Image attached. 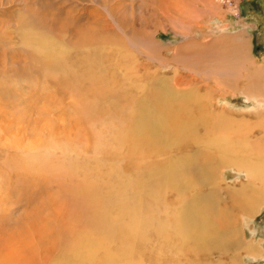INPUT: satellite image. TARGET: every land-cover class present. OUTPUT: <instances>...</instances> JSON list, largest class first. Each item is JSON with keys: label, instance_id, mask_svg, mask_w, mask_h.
I'll return each mask as SVG.
<instances>
[{"label": "rangeland", "instance_id": "rangeland-1", "mask_svg": "<svg viewBox=\"0 0 264 264\" xmlns=\"http://www.w3.org/2000/svg\"><path fill=\"white\" fill-rule=\"evenodd\" d=\"M220 6L214 16L190 0H0V139L22 142L0 150V185L8 174L11 181L23 174L28 144V174L41 179L29 191L44 195L47 218L61 207L47 264H73L67 243L80 235L96 248L94 264H264V184L251 187L244 172L217 166L209 114H192L184 133L173 131L175 107L157 82H168L177 105L192 99L205 112L245 122L242 143L264 145V105L246 89L258 85L257 72L264 78V0ZM105 10L125 34L112 28ZM142 34L160 44L159 61L126 45V36ZM224 35L247 43L235 75H214L213 66L205 74L200 65L174 60L180 52L201 54L202 44ZM144 115L163 126L159 144L135 138ZM256 187L262 201L246 215L230 190L255 198ZM190 206L196 232L185 214ZM218 237H227L225 246H214Z\"/></svg>", "mask_w": 264, "mask_h": 264}, {"label": "bare ground", "instance_id": "bare-ground-1", "mask_svg": "<svg viewBox=\"0 0 264 264\" xmlns=\"http://www.w3.org/2000/svg\"><path fill=\"white\" fill-rule=\"evenodd\" d=\"M190 1L194 2L195 4H196V2L198 4H200V3L205 4L209 8V13H211L210 15L216 16L215 14L221 13V11H220L221 10V6H220L221 0H217L216 2H213V1L209 2L208 0H206V2H202V0H190ZM105 12H106L107 18L109 19V21L112 24V28L116 29L119 33L125 34V28H123L122 26L119 25V22H117V20L115 19L116 17L114 15L110 14L109 12H107L106 10H105ZM141 22H142V20H141ZM175 22H177V21H175ZM175 26L176 27L178 26L179 30H186L185 25L183 26L182 24H179V25L176 24ZM230 40L231 39H229V37L224 35L220 39H216V40H212L210 42L204 43L201 46L204 47L206 50H204V51L201 50V51H203V53L200 52L201 54H199L198 50H197L198 53H189V54L182 53L178 50L179 48H181V46H179V47H177L178 49H176V50L180 53L175 54L174 60L176 62L179 61V63L181 61L183 64H187L190 67H196V66L200 65V71H202L205 74L207 73V67L213 66L214 67V70H213L214 75L221 76V77L222 76L223 77L229 76V75L233 74L234 69L236 68V65L238 63H240L239 61H241V59L244 57L243 51L246 50V44H247L243 40H240L238 42H235V43H237L236 47H235L234 46L235 43L233 41H230ZM126 45H128L129 47H131L133 49L143 48L147 51L146 53H148L147 58L155 59V61L156 60L159 61V56L157 54V51L160 48V44L150 34L133 35V36L131 35L130 37L126 36ZM117 46H119V45L117 44ZM213 67H212V69H213ZM41 71L46 72L47 71L46 67L42 68ZM235 73H236V70L234 72V75H235ZM257 73H258L257 74L258 78H260L259 80L256 81V82H258V85L256 87L250 85L246 89L252 90L254 93L255 92L258 93V95L256 94L253 97H254L257 105L262 106V105H264V78H262V76L260 75L263 73H261V72H257ZM238 75H239V73H238ZM238 75H237V77H238ZM157 82H159V83L161 82L160 83L161 88L163 86V88L167 89V91H168V92L166 91L167 96L166 95L165 96L167 97V99L169 98V100L173 101V103L171 105L173 107H175L172 118L170 121H171V124L173 123V125H176V126L178 125V126L175 127L172 125L173 131L175 130V131H177V133H179L178 131L185 130L188 122L191 120L192 114H196V116L197 115H199V116L203 115L204 116V114H209L210 118L208 119L209 121L207 123L209 125H211V127H212L211 131H209V132H211L212 137L208 140V146H210V148L215 149L217 151L216 153L220 157L219 158V165H217V166H221V165H223L224 167L231 166V167L237 169L238 171L244 172L246 175V178H247V183H249L250 184L249 186H251V187L254 186L253 185L254 182H260V183L264 184V152H263L264 145L257 144L256 142L250 144L249 140L244 141L242 143V141L246 138L245 135L247 133V124L245 122H242L239 120H233L232 118L227 117V116L218 115L217 113H215V110H213L214 108L212 110L210 109L211 111H209V112L208 111L205 112L203 110L202 105H200V103L192 101V99H190L189 101H187L183 104L177 105V103H176L177 99H175L176 98L175 95L173 96L171 91L165 85L168 82L166 83V80H158ZM178 84H176L175 86H177ZM177 94H179V93H177ZM182 96L184 98V95H181L180 97H182ZM180 97H178V98H180ZM185 99L187 100V97ZM137 106H138V104H137ZM162 107H164V106H162ZM210 107L211 106H209V108ZM168 108H170V107L168 106ZM141 109H143V108L141 107ZM148 109H149V107H148ZM165 110H166V108H165ZM191 110H193L194 113ZM149 111H147V112H149ZM212 113H213V115H211ZM148 114H146V115L149 117L150 115H148ZM146 115H144L145 118L144 117L140 118L137 121L138 127L140 128V131L139 130L138 131H139V133L142 132L143 137L138 133V131L136 129H135L136 134L134 136L137 140L141 141V143L142 142L144 143V141H145V144L147 143L150 146L156 145V143H158V141L161 139L160 130H163V129H161V127H163V126L161 124H159V122H156V123L150 125L149 124L150 120L147 119ZM186 120H189V121H186ZM203 120H204V118L202 119V121ZM133 128H135V127H133ZM133 128H132V130H133ZM190 129L192 130L193 128H190ZM168 130H170V129H168ZM187 131H189V129L186 130L185 132L190 134V131L189 132H187ZM204 132H206L207 134L209 133L206 130H204ZM183 133H184V131H183ZM206 133H205V135H207ZM181 137H182V135H181ZM193 137H195V136H193ZM168 140L165 139L163 141H167V143H170V142H168ZM189 140H192V139H189ZM198 140H200V139H197V141ZM178 141H179V139H178ZM171 142H173L172 144H177V139L174 138V141H171ZM16 143L17 144L19 143V146H20V143H22V142L10 140L7 138H4L2 140L0 139V145L2 146L0 148V150L3 152L5 147L16 148V147H14V145ZM181 144H182V142H181ZM29 147L30 146L28 144L24 143V147H23V150L21 152V155L23 157V160L21 162L23 171H21V172H23V174L20 172L21 175L14 177L12 181H11L12 178H10V176H9L10 174H8V176H5L6 178L3 177L4 178V180H2L3 181V184H2L3 187H1V185H0V264H47V261L49 259L48 250L50 247H52V246H50V247H48V246L52 245V243L54 241V239H53L54 233L58 232L61 228V222H60L61 221L60 220L61 219V207L55 208L54 212H56V213H53L51 218H47L46 214L44 213V212H46L44 203H40V201H44V195L39 197L37 195L38 192L35 194L34 191H33V193L31 192L32 191L31 188H30L31 191H29V189H28V187H30V186L38 185V183H36V180L38 182V179H39V177L36 179L35 177H32V176H30V174H28V173H30L29 167L31 166V165L29 166V161H31V158H32L30 151H29ZM6 150H8V149H6ZM11 153H13V152H11ZM0 154L2 155L1 152H0ZM3 154L5 155V153H3ZM256 154L259 156H257ZM20 158H21V156H20ZM30 163H33V162H30ZM212 172H213V170H212ZM13 174H14V172L11 175H13ZM206 178L210 182L214 181L215 178H214V175L211 173V170H209L208 173L206 174ZM39 180H41V179H39ZM41 184H42V182H41ZM244 185H245V183H244ZM26 187H27L28 191L24 192V188H26ZM241 187H242V184H241ZM258 190L256 187V190H255L256 191L255 192L256 197L255 198L245 197V193L241 189L240 190L232 189L230 191L234 195L239 194V196L241 197V199H243V202H244L243 209L244 210L246 209V211H248V212H245V214L250 215V213H253V212H250V210H253L254 206H258V204H260V202L262 201L261 194ZM40 192H42V191H40ZM36 195L38 198L37 197L34 198V196H36ZM45 197H46V195H45ZM48 200H49V198H48ZM53 200H54V198H53ZM33 202H36V205L33 206ZM243 202H242V204H243ZM25 207H28V209H26ZM17 213L19 215H17V218H16ZM185 214H186V217H188L190 220H192L190 223V224H192L191 232H196L198 227H199L198 226L199 225V218L195 217V215H196L195 208H194V211L192 212L191 206H190L186 210ZM12 220L13 221L18 220L17 222L19 224L16 225V227H14L15 225L13 226ZM83 236H81V235L80 236H74V237H72L71 240H68L67 244H68V248H70V252H71L70 253V256L72 258L71 261L73 264H94V262L96 261L95 260L96 255H94L96 253V248L94 246L90 245L91 242L89 240H87L88 239L87 236H85V235H83ZM188 236L189 235H187V234L185 235V237H188ZM201 236H204V234H201ZM221 237H218L217 239L215 238L216 239L215 245H214L215 247H218L219 245L223 244L224 242L226 243L227 237L226 238L223 237L225 239V241ZM204 240L206 241L205 238H204ZM236 241L238 243L240 242L239 240H236ZM236 241H235V243H236ZM230 242H231V240H230ZM92 243H93V241H92ZM245 247H247L246 249L248 251L250 250V248L248 246H245ZM101 249H103V247H100L98 250H101Z\"/></svg>", "mask_w": 264, "mask_h": 264}]
</instances>
